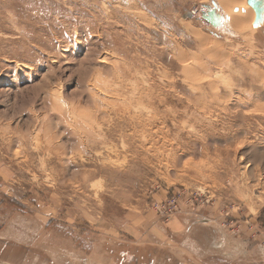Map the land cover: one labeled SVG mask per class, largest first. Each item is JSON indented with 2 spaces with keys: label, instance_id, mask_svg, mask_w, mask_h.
<instances>
[{
  "label": "rangeland",
  "instance_id": "rangeland-1",
  "mask_svg": "<svg viewBox=\"0 0 264 264\" xmlns=\"http://www.w3.org/2000/svg\"><path fill=\"white\" fill-rule=\"evenodd\" d=\"M243 1L0 0V264H264Z\"/></svg>",
  "mask_w": 264,
  "mask_h": 264
},
{
  "label": "water",
  "instance_id": "water-1",
  "mask_svg": "<svg viewBox=\"0 0 264 264\" xmlns=\"http://www.w3.org/2000/svg\"><path fill=\"white\" fill-rule=\"evenodd\" d=\"M247 4L252 7L255 12L253 28L256 30L262 28L264 26V0H247ZM215 6L218 9L216 4ZM204 7L205 11L202 12L201 17L212 26L218 27V22L221 20L222 15L217 13L216 9L210 10V7L207 4L204 5ZM234 11L242 14L245 13L244 9L239 10L238 8H235Z\"/></svg>",
  "mask_w": 264,
  "mask_h": 264
},
{
  "label": "flooded vegetation",
  "instance_id": "flooded-vegetation-1",
  "mask_svg": "<svg viewBox=\"0 0 264 264\" xmlns=\"http://www.w3.org/2000/svg\"><path fill=\"white\" fill-rule=\"evenodd\" d=\"M207 5L210 7V10L216 9L217 13L222 15L221 20H219V22H218V27H220L222 25V23H223V20L226 18V16L224 14H222V12L219 9L216 8V6H215V4L213 2L209 3Z\"/></svg>",
  "mask_w": 264,
  "mask_h": 264
},
{
  "label": "bare ground",
  "instance_id": "bare-ground-1",
  "mask_svg": "<svg viewBox=\"0 0 264 264\" xmlns=\"http://www.w3.org/2000/svg\"><path fill=\"white\" fill-rule=\"evenodd\" d=\"M240 7L244 8L249 13L250 17L251 16L254 17V11H253V9L252 8L251 9L249 8V6L247 5V3H246L245 0L240 4Z\"/></svg>",
  "mask_w": 264,
  "mask_h": 264
},
{
  "label": "built area",
  "instance_id": "built-area-1",
  "mask_svg": "<svg viewBox=\"0 0 264 264\" xmlns=\"http://www.w3.org/2000/svg\"><path fill=\"white\" fill-rule=\"evenodd\" d=\"M203 11H205V7H202L201 9H199V8H197V7L191 9V13H192V14H199V13H201L200 15H202V12H203Z\"/></svg>",
  "mask_w": 264,
  "mask_h": 264
}]
</instances>
